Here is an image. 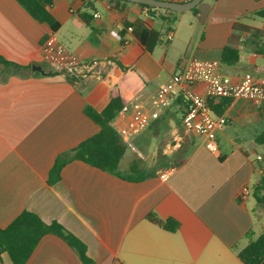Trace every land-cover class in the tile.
Here are the masks:
<instances>
[{
    "label": "crops",
    "instance_id": "obj_1",
    "mask_svg": "<svg viewBox=\"0 0 264 264\" xmlns=\"http://www.w3.org/2000/svg\"><path fill=\"white\" fill-rule=\"evenodd\" d=\"M124 1L56 0L50 13L59 27L53 32L16 0H0V58L29 67L16 74L0 64V228L23 211L47 224L56 221L95 264H242L236 251L264 233V211L253 196L264 168L257 142L264 114L253 100H209L213 113L227 118L217 132V153L190 133L177 150L164 152L171 134L182 131L185 102L175 101L133 138L135 150L127 147L121 161L124 170L137 164L142 179H121L74 160L57 182H47L58 154L99 131L84 108L100 111L115 92L124 105L150 109L189 60L220 61L227 45L238 50L239 61L220 65L221 73L233 80L244 73L264 78V47H256L264 46V28L254 24L264 0H203L204 8L184 20L162 11L151 17L145 7ZM164 18L173 20L170 30ZM50 34L79 61H98L95 72L74 83L52 71L42 58ZM193 90L204 94L202 86ZM127 119L118 113L110 126ZM171 166L174 172L162 181L159 174ZM243 187L250 190L246 199ZM150 214L179 227L164 230L146 219ZM0 264L13 263L3 253ZM25 264L81 262L48 234Z\"/></svg>",
    "mask_w": 264,
    "mask_h": 264
},
{
    "label": "trees",
    "instance_id": "obj_2",
    "mask_svg": "<svg viewBox=\"0 0 264 264\" xmlns=\"http://www.w3.org/2000/svg\"><path fill=\"white\" fill-rule=\"evenodd\" d=\"M16 1L34 20L46 24L53 32L58 29L59 25L50 13V8L56 0ZM138 5L145 7L151 17L155 11H162L168 15L176 14L142 4ZM191 12L198 14L199 11L195 7ZM255 16L264 19V9L256 12ZM164 20L165 18L162 19V22ZM172 24L173 20H167L163 23L166 30H170ZM146 34L147 32H145L143 38L146 37ZM238 61L239 53L237 49L229 45L222 49L220 56L221 66L230 67ZM0 64L16 74H20L29 69L27 66H19L4 61L1 58ZM176 101L177 103L184 102L180 97ZM208 102L211 105V102ZM123 103L121 96L115 92L100 111L89 107L84 108L85 115L99 126V131L74 148L64 151L55 157L54 163L48 173L47 182L49 185L57 182L60 178L62 167L74 160L81 161L121 179L135 181L143 178L141 172L138 170L137 164H132L127 170L121 167V161L127 147L110 126V122L124 106ZM260 106L264 114V103L260 104ZM257 142L264 147V129L257 136ZM253 196L264 211V178L262 176L258 178V181L253 186ZM146 219L150 223L171 232L179 227V223L173 219L161 221L151 214ZM48 234L59 237L73 249L81 264H95L87 255L85 245L61 224L56 221L47 224L36 214L29 211L21 212L6 227L0 228V257L3 253H6L13 264H25L40 239ZM236 257L242 264H264V233L253 240H249L243 247L238 249L236 251Z\"/></svg>",
    "mask_w": 264,
    "mask_h": 264
},
{
    "label": "built area",
    "instance_id": "obj_3",
    "mask_svg": "<svg viewBox=\"0 0 264 264\" xmlns=\"http://www.w3.org/2000/svg\"><path fill=\"white\" fill-rule=\"evenodd\" d=\"M174 2H187L189 0H170ZM98 17V14L94 15ZM166 38L170 40L172 34ZM42 58L52 71L61 74L71 82H78L93 74L98 61L81 62L76 56L61 44L53 34L46 37L42 44ZM204 87V94L193 90V86ZM185 102V111L182 116L181 133L174 131L164 146L165 153L177 150L182 143L183 135L193 134L204 138L207 150L217 153V132L227 124L225 115H215L209 105L212 99L245 98L259 104L264 103V78H256L250 73H244L233 80L221 73L219 60L191 59L184 68L175 73L170 82L161 88L155 96L152 107L146 108L140 103L124 105L120 114L127 116L126 125L112 123L111 127L122 142L131 150H135L133 138L144 131L149 124L158 118L161 111L173 104L178 97ZM257 160L261 157L257 156ZM174 172V167L163 169L159 174L162 181H166ZM264 178V168L259 169ZM250 194L248 187L240 191L241 199Z\"/></svg>",
    "mask_w": 264,
    "mask_h": 264
},
{
    "label": "water",
    "instance_id": "obj_4",
    "mask_svg": "<svg viewBox=\"0 0 264 264\" xmlns=\"http://www.w3.org/2000/svg\"><path fill=\"white\" fill-rule=\"evenodd\" d=\"M125 1L136 4H142L157 9L167 10L174 13H182L185 11H191L193 8L197 7L203 0H189L187 2H174L170 0H125Z\"/></svg>",
    "mask_w": 264,
    "mask_h": 264
},
{
    "label": "rangeland",
    "instance_id": "obj_5",
    "mask_svg": "<svg viewBox=\"0 0 264 264\" xmlns=\"http://www.w3.org/2000/svg\"><path fill=\"white\" fill-rule=\"evenodd\" d=\"M207 1H204L203 3H200L198 6H197V9H203L205 4H206ZM179 14H182L180 16H182V20H184L185 18H192V13L191 11H185V12H182V13H179ZM255 26L258 27V28H264V19L263 18H259V17H256L255 18ZM256 47L258 48H261L263 49V45L261 44H256Z\"/></svg>",
    "mask_w": 264,
    "mask_h": 264
}]
</instances>
